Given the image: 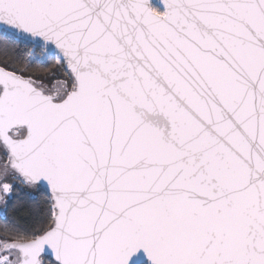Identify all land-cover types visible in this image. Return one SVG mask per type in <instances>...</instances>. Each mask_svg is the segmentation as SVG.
<instances>
[{
	"label": "snow or ice",
	"instance_id": "snow-or-ice-1",
	"mask_svg": "<svg viewBox=\"0 0 264 264\" xmlns=\"http://www.w3.org/2000/svg\"><path fill=\"white\" fill-rule=\"evenodd\" d=\"M0 264H264V0H0Z\"/></svg>",
	"mask_w": 264,
	"mask_h": 264
},
{
	"label": "trees",
	"instance_id": "trees-1",
	"mask_svg": "<svg viewBox=\"0 0 264 264\" xmlns=\"http://www.w3.org/2000/svg\"><path fill=\"white\" fill-rule=\"evenodd\" d=\"M31 208H32V205L30 204L17 205L14 203V205L10 207V210H9L10 218L12 217L13 214H15L16 217L23 219L24 217L27 216V213ZM17 209H19V211H17Z\"/></svg>",
	"mask_w": 264,
	"mask_h": 264
}]
</instances>
